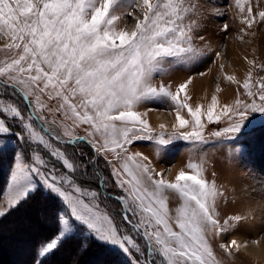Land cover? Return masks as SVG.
<instances>
[{"label":"snow or ice","instance_id":"obj_1","mask_svg":"<svg viewBox=\"0 0 264 264\" xmlns=\"http://www.w3.org/2000/svg\"><path fill=\"white\" fill-rule=\"evenodd\" d=\"M234 2L247 29L264 22V10L254 14L252 0ZM125 17L133 22L130 29L119 27ZM204 19L201 0H0V139L16 135V124L29 150L13 154L0 217L41 192L61 205L34 264H45L69 244L79 251L115 248L130 264H223L213 239L228 259L247 247L235 237L249 226V214L221 218L218 205L229 202L227 188L215 179L222 173L207 178L203 155L170 181L148 156L131 151L138 141L150 142L157 156L177 141L206 145L205 119L218 124L226 118L227 126L212 136L235 142L254 130L255 114L264 117V82L253 84L251 71L242 84L246 99L238 95L221 107L214 95L206 112L188 103L192 77L174 91L170 83H156L204 55L195 43L205 41ZM222 31L228 32L227 24ZM240 31L237 39L243 40L248 32ZM259 68L264 71V64ZM169 103L175 112L171 131L161 123L156 133L145 118L158 108L137 110ZM80 128L83 135L76 134ZM229 183L233 196L254 191L239 186L237 193L238 183ZM258 183L264 187V179ZM110 187L119 194L111 196ZM169 194L178 200L174 208ZM110 198L119 209L111 208ZM225 236L233 238L225 242Z\"/></svg>","mask_w":264,"mask_h":264},{"label":"rangeland","instance_id":"obj_2","mask_svg":"<svg viewBox=\"0 0 264 264\" xmlns=\"http://www.w3.org/2000/svg\"><path fill=\"white\" fill-rule=\"evenodd\" d=\"M201 2L202 10L205 13L202 24V34L205 36V41L202 42L197 38L195 43L204 49V55L185 68L178 71L172 70L168 76L157 77L156 83L161 81L166 84L170 83L174 91L179 83L188 77H192L193 82L187 90L192 99L188 103L193 107L203 105V110L206 112L214 95L218 98L221 107L225 104L232 105L238 95L240 99H246L242 84L250 71L252 72L253 84L257 81L264 82L261 80V77H264V71L259 68L261 64H264V22L258 21L251 29H247L245 25L240 23V14L235 7L234 0H201ZM252 2L254 14L259 10H264V0H260L259 7L256 6V0H252ZM132 24L133 22L125 17L120 22L119 27L127 26L130 29ZM225 24L228 25L227 33L222 31ZM242 28L248 32V35L240 40L237 39V36L243 35L240 31ZM3 43L4 41L0 40V45ZM217 52L220 53L219 58L216 56ZM249 60L255 61L256 67L250 65ZM221 64L224 65L223 71L219 67ZM225 76H234L237 82H229L225 79ZM217 85L221 89L219 92L216 90ZM149 107L158 108L159 110L147 111ZM137 110L147 111L145 118L154 129V132L158 133L160 131L159 125L161 123L167 124L169 131H171V125L175 122V112L170 103L144 105ZM219 110L218 108L217 111ZM182 114L185 118H189L186 110ZM262 118L264 117H261L260 114H255L257 123L254 130L235 142L228 141L223 137L216 138L212 136L213 132L227 126V119L222 118L218 124H209L206 119L204 120L206 125L204 134L208 141L206 145L193 146L185 141H177L159 156H157L154 146L148 141H138L131 147L132 152H141L148 156L152 161V165L158 171L164 172L165 178L170 181H174L176 174L181 169L186 172L189 171L186 168L188 161L191 159L199 162L201 155L207 160L206 176L208 179L214 178L211 175L213 171L222 173L215 179L218 185L227 188L229 202L227 204L223 201L219 202L218 210L221 212V218L224 219L234 214H249L250 220L249 226L235 237L238 242L247 244V247L241 248L240 252L235 254L234 259H228L217 247L218 243L221 242L219 239L212 240L217 258L223 261V264H264V198H262L264 187H261L258 183L259 180L264 179V171L262 170L264 165V142L263 144L258 143V132L256 131L258 127L263 126L259 124ZM11 127L12 132L16 135H8L0 139V146H5L4 150L9 148L14 152H28L27 146L19 139L20 128L18 125L13 124ZM76 134L83 135V128L77 129ZM80 147L84 152L91 154V149L87 144H82ZM230 150L231 155H229ZM101 169L107 172V169L103 168L102 158ZM233 180L238 183L237 193H239V186L254 190L251 197L239 194L233 196L232 185L229 183ZM9 183L10 176L6 187L8 191ZM109 192L111 196H115L119 194V189L110 187ZM233 199H236L237 202L232 203ZM108 203L113 210L119 209V203L115 199L110 198ZM177 204L178 200L174 194H169V207L174 208ZM116 214L119 216L118 211ZM31 222L25 223L26 226L36 229L37 226L32 220ZM8 230L9 228L5 229V233L0 232V238L6 237L4 234ZM20 232H24V234L21 235ZM20 232L19 237L16 239H10L9 242H5V240L0 242V249L6 247L14 256H17L13 257L12 260H17L19 254L27 251L26 248L30 241L28 236L30 229L27 231L21 230ZM231 238L233 237L225 236L223 240L226 242ZM253 241H258V243H253ZM41 246L37 248V251ZM113 250H115L113 263L108 262V264H130V257L115 248ZM55 259L56 256L52 258L49 264H62V262L55 263ZM95 260L93 259L90 263H105V257L102 256L99 257V262L97 260L95 262Z\"/></svg>","mask_w":264,"mask_h":264},{"label":"trees","instance_id":"obj_3","mask_svg":"<svg viewBox=\"0 0 264 264\" xmlns=\"http://www.w3.org/2000/svg\"><path fill=\"white\" fill-rule=\"evenodd\" d=\"M256 131L258 132V140H257L258 143L263 144L264 125L258 127ZM12 163H13V150L8 149L4 152H0V196H2L4 193V189L7 183V179ZM262 170L264 171V165ZM60 207H61L60 202L57 199L49 196L45 192H41L40 195L35 196L32 200L24 204L22 207L12 210L9 214L5 215L4 217H0V232L5 233V229L9 228L8 232L4 234L6 237H1L0 241L5 240V242L7 241L9 242L10 239H16L17 237H19L21 230L27 231L28 229L33 230L32 232L33 235L31 237H33L34 235L37 236L34 239L29 238L30 241L29 244L27 245L28 247L26 248L27 251L25 253L22 254L18 253L19 256H22V259H20L18 256L17 260H12L13 257H17V256L8 255L7 254L8 252L5 249H2V251L0 250L1 251L0 264H34L37 248L47 240V238L52 234L54 230L53 217L58 213ZM27 211H31L33 212V214L35 213L34 214L35 218L36 216L39 217L38 220L40 223L36 221L34 223L37 226L35 227L36 229L32 227L28 228L26 226L25 223L31 222L30 218L27 220L25 218L23 219L20 218V215L25 216ZM22 234H24V232L21 233V235ZM114 253L115 250L109 247L100 248L97 246H91L84 251H79L76 249V246L74 244H69L66 245L64 248L60 249L59 251H57L55 255L48 256L46 258L45 264H49L52 261V258L55 256H56L55 263L62 262V264H88L93 259H96L97 262H99L98 260L99 255L105 257L104 264H108V262L113 263ZM2 261H4V263H2Z\"/></svg>","mask_w":264,"mask_h":264},{"label":"bare ground","instance_id":"obj_4","mask_svg":"<svg viewBox=\"0 0 264 264\" xmlns=\"http://www.w3.org/2000/svg\"><path fill=\"white\" fill-rule=\"evenodd\" d=\"M261 160H262V159H261ZM34 214H35V213H34ZM34 214H33V212H26V215H25V216H24V215H23V216L20 215V218H21V219L25 218L26 220L30 218V220L34 221V223H35V221L38 222V223H40L39 220H38L39 217L36 216V218H35V217H34ZM17 218H18V217H17ZM35 219H36V220H35ZM32 232H33V230L30 229V232L28 233V236H29V238L34 239V238H36L37 236L34 235L33 237H31V236L33 235ZM0 242H1V241H0ZM1 244H2V243H1ZM4 248H5V250L8 252V253H7L8 255H10V256L13 255L12 252H11L10 250L6 249V247H4ZM4 248H3V249H4ZM1 249H2V248H1ZM1 249H0V250H1ZM6 251H5V252H6ZM0 252H1V251H0ZM3 252H4V251H3ZM99 257H100V256H99ZM2 258H3V257H2ZM19 258L22 259V256H19ZM7 260H8V259H7ZM0 262H1V261H0ZM104 262H105V261H104ZM2 263H4V261H2Z\"/></svg>","mask_w":264,"mask_h":264},{"label":"crops","instance_id":"obj_5","mask_svg":"<svg viewBox=\"0 0 264 264\" xmlns=\"http://www.w3.org/2000/svg\"><path fill=\"white\" fill-rule=\"evenodd\" d=\"M9 149V148H8ZM8 149H6V150H8ZM6 150H4V151H6ZM4 151H2V152H4ZM13 154H14V151H13ZM13 164V163H12ZM11 169V168H10ZM9 176H10V171H9V175H8V178H9ZM7 183H8V179H7ZM7 183H6V186H5V189H4V193H3V195H2V197H7V194H8V190H6L7 188ZM5 201H4V199H0V204H3Z\"/></svg>","mask_w":264,"mask_h":264}]
</instances>
